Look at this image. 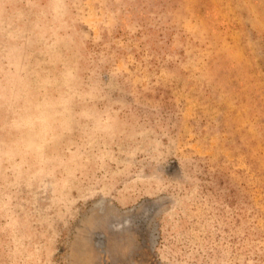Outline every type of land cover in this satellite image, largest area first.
Segmentation results:
<instances>
[{
	"label": "rangeland",
	"instance_id": "obj_1",
	"mask_svg": "<svg viewBox=\"0 0 264 264\" xmlns=\"http://www.w3.org/2000/svg\"><path fill=\"white\" fill-rule=\"evenodd\" d=\"M0 264H264V0H0Z\"/></svg>",
	"mask_w": 264,
	"mask_h": 264
}]
</instances>
